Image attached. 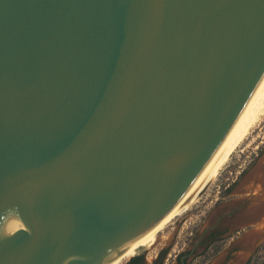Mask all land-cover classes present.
Returning a JSON list of instances; mask_svg holds the SVG:
<instances>
[{
    "label": "water",
    "instance_id": "water-1",
    "mask_svg": "<svg viewBox=\"0 0 264 264\" xmlns=\"http://www.w3.org/2000/svg\"><path fill=\"white\" fill-rule=\"evenodd\" d=\"M263 77L264 0H0V264L120 254Z\"/></svg>",
    "mask_w": 264,
    "mask_h": 264
},
{
    "label": "rangeland",
    "instance_id": "rangeland-1",
    "mask_svg": "<svg viewBox=\"0 0 264 264\" xmlns=\"http://www.w3.org/2000/svg\"><path fill=\"white\" fill-rule=\"evenodd\" d=\"M263 146L264 117L255 127L251 136H249L244 144H242V146L232 155L230 161L228 162L229 164L227 163L226 166H224L216 181H214L204 191L205 193L202 194L199 201L190 210L186 211L185 214L173 220V223L170 222L169 224L161 227L150 235V237L142 245L138 246H144L147 248L146 250L141 251V253H145L144 262L147 263V255L149 260L153 261L162 249L170 247L171 257H169L170 261L168 264H172L175 256L178 255L180 251L186 249L190 239L193 237L192 235L196 234L197 230L202 233L204 229L209 227L211 223H214L219 218L218 213L223 211L227 205L221 199L225 187L232 183V180L238 176L239 172L242 171L251 158L259 152V148H262ZM243 212L248 214L252 213V211L249 210H244L242 213ZM223 222L224 226L231 225L228 223L230 220H223ZM255 229V225L242 229L247 231L238 240V242L230 246H228L229 242L220 244L217 249L218 251L207 255L206 258L200 260L201 262L198 264H223L227 257H230L228 264H236L239 259L241 260V258L243 263L246 262L250 256V252L246 249L248 245L241 244V241L244 237L250 236L251 233H258ZM231 233L232 231L225 234V236H228ZM253 241L256 242V240ZM257 241H259L258 244L261 245V249L251 264H264V236H262V239H257ZM189 247L191 246L189 245ZM133 253L131 255L126 253L122 255L119 264H127Z\"/></svg>",
    "mask_w": 264,
    "mask_h": 264
},
{
    "label": "flooded vegetation",
    "instance_id": "flooded-vegetation-1",
    "mask_svg": "<svg viewBox=\"0 0 264 264\" xmlns=\"http://www.w3.org/2000/svg\"><path fill=\"white\" fill-rule=\"evenodd\" d=\"M262 168H264V146L259 148V152L251 158L248 164L239 172L238 176L232 180V183L225 187L221 199L227 205L223 211L218 213L220 220L211 223L204 235H201V232L197 230L196 234L192 235L193 237L190 239L186 249L180 251L175 256L172 264H183V259L184 264H198L207 255L218 251L217 249L220 244L229 242L228 246H230L238 242L247 230L237 229L228 236H225V234L234 230V226L241 225L243 221L240 222V219L238 221L235 219L244 210L252 211V213H249V215L253 214L252 221H259V224L255 225V230L258 233H251L250 236L242 239L241 244L248 245L246 249L249 250L250 256L246 262L243 263L241 258V260L239 259L240 262L238 260L236 264H251L253 262V259L259 254L261 249V245L258 244L259 241L257 239H262V236H264V175L258 174V170L260 171ZM223 220H230L228 223L231 225L224 226ZM247 238H250V240L246 243L245 239ZM253 240H256V242ZM146 249L145 247L143 250ZM170 250V247L162 249L153 261H150L147 255V263L144 262L145 253H141L142 250H135L127 264H168L170 261L169 257H171ZM229 259L230 257H227L223 264H228Z\"/></svg>",
    "mask_w": 264,
    "mask_h": 264
},
{
    "label": "bare ground",
    "instance_id": "bare-ground-1",
    "mask_svg": "<svg viewBox=\"0 0 264 264\" xmlns=\"http://www.w3.org/2000/svg\"><path fill=\"white\" fill-rule=\"evenodd\" d=\"M264 117V77L257 86L256 90L249 99L239 118L222 141L215 153L209 159L199 175L194 179L182 198L149 232L144 236L129 244L120 254L114 256L108 262L103 264H119L122 255H131L136 247L142 245L154 232L161 227L169 224L176 218L185 214L200 199L204 191L219 177L224 166L230 161L232 155L244 144L251 136L255 127ZM253 141V140H252ZM229 164V163H228ZM260 168V167H259ZM259 172V173H258ZM258 173L264 175V168ZM253 176V175H252ZM256 176V175H255ZM258 176V175H257ZM254 177V176H253ZM252 177V178H253ZM173 223V222H172ZM239 223V222H238ZM164 230V229H163ZM162 231V230H161ZM151 239V238H150ZM250 238L245 239L247 243Z\"/></svg>",
    "mask_w": 264,
    "mask_h": 264
},
{
    "label": "trees",
    "instance_id": "trees-1",
    "mask_svg": "<svg viewBox=\"0 0 264 264\" xmlns=\"http://www.w3.org/2000/svg\"><path fill=\"white\" fill-rule=\"evenodd\" d=\"M144 248H145L144 246H140V247L136 248V251H141V250H143Z\"/></svg>",
    "mask_w": 264,
    "mask_h": 264
}]
</instances>
